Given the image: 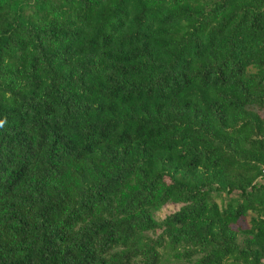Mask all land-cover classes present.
Returning a JSON list of instances; mask_svg holds the SVG:
<instances>
[{
  "label": "trees",
  "instance_id": "1",
  "mask_svg": "<svg viewBox=\"0 0 264 264\" xmlns=\"http://www.w3.org/2000/svg\"><path fill=\"white\" fill-rule=\"evenodd\" d=\"M0 264H264V0H0Z\"/></svg>",
  "mask_w": 264,
  "mask_h": 264
},
{
  "label": "rangeland",
  "instance_id": "2",
  "mask_svg": "<svg viewBox=\"0 0 264 264\" xmlns=\"http://www.w3.org/2000/svg\"><path fill=\"white\" fill-rule=\"evenodd\" d=\"M223 199H225L224 195L222 196ZM214 200L216 202H219V198L218 197H214ZM178 205L174 202H167L165 203L163 206H161L160 208H158L157 210L154 211V216L156 218H161L164 214H166L167 212L175 209ZM251 214L249 213L248 215L241 217L237 223L234 225V229H236L238 236L240 237L241 234H239L238 231H240L241 229H245L248 228L249 226V218H250Z\"/></svg>",
  "mask_w": 264,
  "mask_h": 264
}]
</instances>
